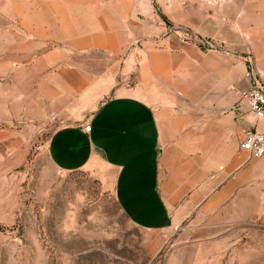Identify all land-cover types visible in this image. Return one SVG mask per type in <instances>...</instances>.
<instances>
[{"label":"crops","instance_id":"obj_1","mask_svg":"<svg viewBox=\"0 0 264 264\" xmlns=\"http://www.w3.org/2000/svg\"><path fill=\"white\" fill-rule=\"evenodd\" d=\"M23 7L36 10L11 18L22 42L8 67L30 75L6 83L20 90L5 119L53 127L44 144L53 168L88 172L149 233L184 230L253 195L264 208V155L238 148L244 129L264 131L239 95L252 85L245 56L264 82V0Z\"/></svg>","mask_w":264,"mask_h":264},{"label":"rangeland","instance_id":"obj_2","mask_svg":"<svg viewBox=\"0 0 264 264\" xmlns=\"http://www.w3.org/2000/svg\"><path fill=\"white\" fill-rule=\"evenodd\" d=\"M26 1L0 0V129L14 144L0 145V264H264L259 197L184 230L144 232L88 172L52 167L44 151L51 125L35 131L5 119L6 106L18 111L20 90L6 83L30 75L8 67L12 45L22 42L11 18L36 10Z\"/></svg>","mask_w":264,"mask_h":264},{"label":"built area","instance_id":"obj_3","mask_svg":"<svg viewBox=\"0 0 264 264\" xmlns=\"http://www.w3.org/2000/svg\"><path fill=\"white\" fill-rule=\"evenodd\" d=\"M209 41H205V47H211ZM248 63V69L245 74L251 82V87L247 90L240 91V97L245 101L248 110L256 118H264V82L259 81L252 68V59L245 56ZM84 130L89 129V125L83 126ZM238 148L245 151L249 156L261 157L264 155V131L255 128H246L238 142Z\"/></svg>","mask_w":264,"mask_h":264}]
</instances>
